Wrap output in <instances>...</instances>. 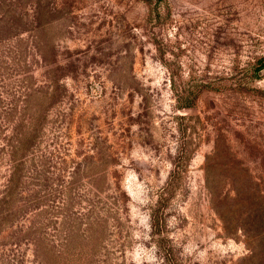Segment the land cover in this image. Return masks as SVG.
Instances as JSON below:
<instances>
[{
  "label": "rangeland",
  "instance_id": "obj_1",
  "mask_svg": "<svg viewBox=\"0 0 264 264\" xmlns=\"http://www.w3.org/2000/svg\"><path fill=\"white\" fill-rule=\"evenodd\" d=\"M225 146L261 175L264 0H0V264H250Z\"/></svg>",
  "mask_w": 264,
  "mask_h": 264
},
{
  "label": "trees",
  "instance_id": "obj_2",
  "mask_svg": "<svg viewBox=\"0 0 264 264\" xmlns=\"http://www.w3.org/2000/svg\"><path fill=\"white\" fill-rule=\"evenodd\" d=\"M239 157L227 146L216 147L214 156L205 163V185L226 237L246 245L250 264H264V170L259 175ZM215 158L219 161L213 166L210 160Z\"/></svg>",
  "mask_w": 264,
  "mask_h": 264
}]
</instances>
